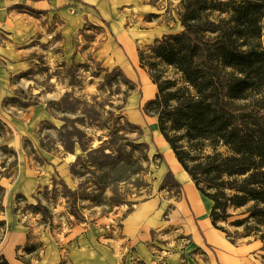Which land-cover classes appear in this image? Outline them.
Wrapping results in <instances>:
<instances>
[{
    "label": "rangeland",
    "instance_id": "374dc122",
    "mask_svg": "<svg viewBox=\"0 0 264 264\" xmlns=\"http://www.w3.org/2000/svg\"><path fill=\"white\" fill-rule=\"evenodd\" d=\"M63 1L43 16L21 2L26 19L15 15L7 32L0 22V255L11 264H143L136 234L149 230L155 253L216 264L189 233L187 180L145 110L157 85L140 53L183 30L182 0ZM149 199L156 205L141 210ZM229 212L219 224L234 236L241 210ZM262 246L242 264H264Z\"/></svg>",
    "mask_w": 264,
    "mask_h": 264
},
{
    "label": "trees",
    "instance_id": "16d2710c",
    "mask_svg": "<svg viewBox=\"0 0 264 264\" xmlns=\"http://www.w3.org/2000/svg\"><path fill=\"white\" fill-rule=\"evenodd\" d=\"M178 14L183 30L140 53L157 85L145 110L212 201L213 226L264 250V0H182ZM230 208L234 236L219 224Z\"/></svg>",
    "mask_w": 264,
    "mask_h": 264
},
{
    "label": "crops",
    "instance_id": "0c3cea01",
    "mask_svg": "<svg viewBox=\"0 0 264 264\" xmlns=\"http://www.w3.org/2000/svg\"><path fill=\"white\" fill-rule=\"evenodd\" d=\"M23 2L25 5H31L36 10H39V14L43 16L45 12L52 13V9L60 5V0H0V7L4 6L3 14H0V22H3V27L11 29L13 18L15 15H20L22 18L26 19L29 11H21L26 8H20V3ZM63 5H69L70 0H64ZM13 8L14 11H8L7 7ZM29 10V9H28ZM46 13V14H47ZM181 178L186 181V197L181 205L182 211L181 215L187 220L190 226V234L198 245H206L214 255L216 264H242L245 259L250 256V250L252 245H254L258 240L247 241L245 243H232L225 233L212 224L210 218V211L212 208V201L202 194L197 196L198 193L195 191L196 185L190 180L191 177L187 176L184 172L179 171ZM195 187V188H194ZM190 195L193 198L198 197L204 211L197 212L194 208ZM154 199L145 200L142 202L140 209L146 211V209L153 208L156 205ZM137 243L135 241L136 252L138 254V259L143 262V264H158L165 259L168 264H179V256L176 253H167L163 251L162 253H155L153 249V235L150 234L149 230L142 231L140 234H136ZM129 240V239H128ZM163 253H167L166 256Z\"/></svg>",
    "mask_w": 264,
    "mask_h": 264
},
{
    "label": "bare ground",
    "instance_id": "6f19581e",
    "mask_svg": "<svg viewBox=\"0 0 264 264\" xmlns=\"http://www.w3.org/2000/svg\"><path fill=\"white\" fill-rule=\"evenodd\" d=\"M154 85H156L154 82H152ZM163 136V135H162ZM167 142V141H166ZM168 143V142H167ZM170 148V159L173 162L176 170L179 172H184L187 176H189V174L186 172V170L184 169V167L182 166V164L179 162V160L177 159L173 149L171 147ZM190 177V176H189ZM191 180V178H190ZM192 182H194L193 180H191ZM195 188V187H194ZM195 191L198 193L197 196L201 195V192L198 190V188L196 187ZM190 199L192 201V204L194 206V208L196 209L197 212H203L204 208L199 200L198 197L193 198L192 195H190Z\"/></svg>",
    "mask_w": 264,
    "mask_h": 264
}]
</instances>
